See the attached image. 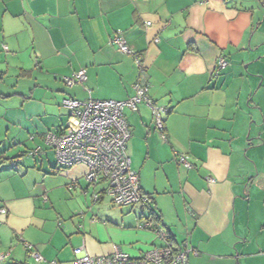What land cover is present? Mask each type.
<instances>
[{
	"label": "crops",
	"instance_id": "0c3cea01",
	"mask_svg": "<svg viewBox=\"0 0 264 264\" xmlns=\"http://www.w3.org/2000/svg\"><path fill=\"white\" fill-rule=\"evenodd\" d=\"M117 32L141 55L149 96L168 109V141L146 103L125 110L127 150L160 225L199 251L188 264H264V0H0V254L11 249L0 264H25V242L48 264H76L82 245L92 255L119 247L140 258L160 244L139 226L140 205L91 215L76 208L78 220L60 231L47 212L53 191L29 186L21 170L40 161L21 159L28 135L37 146L36 136L65 128L63 98L134 94L139 71L112 42ZM220 56L228 65L218 70ZM82 68L86 81L67 86L63 77ZM39 150L48 160L54 152ZM13 160L24 163L13 169ZM60 171L78 185L79 201L88 196L85 165L52 164Z\"/></svg>",
	"mask_w": 264,
	"mask_h": 264
},
{
	"label": "built area",
	"instance_id": "2783aa9c",
	"mask_svg": "<svg viewBox=\"0 0 264 264\" xmlns=\"http://www.w3.org/2000/svg\"><path fill=\"white\" fill-rule=\"evenodd\" d=\"M150 24V22H148ZM155 38L154 41H158ZM112 42L118 49L134 58L139 71L138 80L133 84L134 94L130 97L117 99H98L89 95L88 98L76 99L65 97L62 105L69 110L65 128L60 131H47L43 135L45 143L54 150L60 167L70 168L78 164L86 166L85 178L90 185L96 186L107 182L105 188L94 192V201H99L108 195L112 202L118 205H140L146 208L141 228L151 229L161 240L159 245L150 248L140 258H133L119 247L110 254L92 255L84 245L74 248L76 264H188L190 253L198 254L193 247H181L169 239L168 232L148 212L150 196L142 190L141 179L138 171L132 166V159L127 150V143L131 137L130 125L125 117V110L137 111L141 103H146L154 117L155 126L164 141H168L166 127L163 119L168 109L153 101L149 96V82L146 65L141 55L128 43L122 32H117L112 37ZM8 50L7 45H3ZM228 60L220 56L218 70L225 68ZM87 74L84 68L76 71L71 76L63 77L69 87L76 83H84ZM38 147L33 154L40 152ZM178 161L187 167H192V162L185 153H177ZM13 167L18 166V161L11 162ZM215 178L208 177L209 182ZM7 212L6 207H0V214ZM83 215L84 212H81ZM25 247L30 255L38 262L44 257L36 250L35 246L25 242ZM10 255L9 252L0 254V262ZM49 264H62L52 260Z\"/></svg>",
	"mask_w": 264,
	"mask_h": 264
},
{
	"label": "rangeland",
	"instance_id": "374dc122",
	"mask_svg": "<svg viewBox=\"0 0 264 264\" xmlns=\"http://www.w3.org/2000/svg\"><path fill=\"white\" fill-rule=\"evenodd\" d=\"M3 52V51H2ZM16 100V99H14ZM13 100V101H14ZM67 113H69V110L67 108H65ZM13 134V133H11ZM28 138H26V142L23 146H21L20 149H27L28 151L21 156V159H25V158H31V160L34 163V156L37 155L39 160L38 161V165L35 166L34 164H30V165H25L24 167H22L23 165V161H19L20 164H18L17 167H12L13 169H20L23 170L24 172L28 171L29 174L26 176L25 179L28 181L29 186L31 184L35 185L36 184V188L38 190H49L50 193L53 191V196L54 198H51V202L48 203L49 206V211L48 214L51 218V221L60 229V231L63 232V229H65V227H69L72 228L73 227V220L76 221L78 220L79 214L74 215L73 212H76V208H78L77 210L80 211L81 209H83V211L86 210L88 215L93 214V212L96 210L97 207H101V208H105V209H120L125 208L127 209V207H130L129 205H118V204H114L112 202L111 204V198L108 195H104V201H94L93 199V194L94 192H98L99 190H101L102 188H105L107 185V182H101L99 184H97L96 186L94 185H90L89 187V192H88V196L83 197L82 201H79V188H77L76 186H78L77 184L73 185L71 187H69V184H66L67 181H65L64 178H62L64 171H66V169L64 171H60L57 173H51V166L52 164H55L57 162L55 153L52 151H50L51 153L49 154L50 156V160H48L47 156L43 154V152L41 153H36L33 154L35 151V149H37V146L42 147L43 149H52L50 148L44 141V139L41 138V136H36L37 138V146L34 145L36 144V142H34V140L31 139V135L27 136ZM40 137V138H39ZM34 146V147H33ZM30 149V150H29ZM44 162L43 165V169H42V165L41 162ZM11 165V162H10ZM68 170V169H67ZM86 179V178H85ZM35 180H37V182L35 183ZM85 184L88 183L87 180L84 181ZM89 184V183H88ZM31 185V186H33ZM28 187V184H27ZM35 187V186H34ZM45 191V193L47 195H49V191L47 192ZM81 204L82 207H80L79 203ZM112 205V206H110ZM114 205V206H113ZM92 208V209H91ZM82 215V214H81ZM85 217V215H82V217ZM88 217V216H87ZM84 221V220H82ZM60 222V224H59ZM65 225V227H63L62 225ZM11 249H8L5 251L9 252ZM3 253V252H1ZM74 253V252H73ZM9 256V255H8ZM10 260V259H9ZM7 261V260H6ZM38 261H36L32 256L28 257V261L25 262V264H36ZM3 263V262H1ZM39 263H47L46 261H41ZM48 264V263H47Z\"/></svg>",
	"mask_w": 264,
	"mask_h": 264
},
{
	"label": "trees",
	"instance_id": "16d2710c",
	"mask_svg": "<svg viewBox=\"0 0 264 264\" xmlns=\"http://www.w3.org/2000/svg\"><path fill=\"white\" fill-rule=\"evenodd\" d=\"M149 196H150V203H149V205H148V212L150 211L151 212V214L154 216V218H155V220L160 224V222H161V216L155 211V209L152 207V204H151V202L153 201V197L150 195V194H148ZM102 198V197H101ZM100 201V200H99ZM112 201V200H111ZM115 204V203H114ZM124 206V205H123ZM129 206H136V205H129ZM151 206V207H150ZM145 209V214H147L146 213V208H144ZM145 214H143V218H145ZM168 232V237H169V239H171V240H173L175 243H176V241H175V238H174V236H173V234L168 230L167 231ZM158 238V237H157ZM159 239V238H158ZM160 240V239H159ZM160 243H161V240H160ZM177 244V243H176Z\"/></svg>",
	"mask_w": 264,
	"mask_h": 264
}]
</instances>
